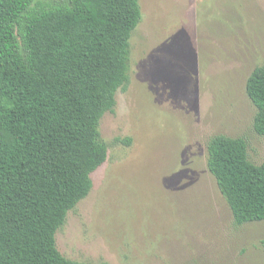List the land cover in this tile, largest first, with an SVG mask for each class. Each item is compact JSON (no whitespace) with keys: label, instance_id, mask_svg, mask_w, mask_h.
<instances>
[{"label":"rangeland","instance_id":"rangeland-1","mask_svg":"<svg viewBox=\"0 0 264 264\" xmlns=\"http://www.w3.org/2000/svg\"><path fill=\"white\" fill-rule=\"evenodd\" d=\"M139 2L127 89L99 121L107 158L56 247L88 264H264V220L236 224L207 167L216 134L264 161L245 90L264 62V0Z\"/></svg>","mask_w":264,"mask_h":264},{"label":"trees","instance_id":"trees-1","mask_svg":"<svg viewBox=\"0 0 264 264\" xmlns=\"http://www.w3.org/2000/svg\"><path fill=\"white\" fill-rule=\"evenodd\" d=\"M141 19L139 0H0V264H88L55 232L107 158L99 121L127 89ZM245 90L264 135V62ZM207 167L236 224L264 220V161L244 137L212 136Z\"/></svg>","mask_w":264,"mask_h":264}]
</instances>
